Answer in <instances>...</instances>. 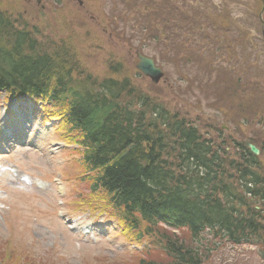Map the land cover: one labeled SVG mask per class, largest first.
<instances>
[{"label":"trees","instance_id":"trees-1","mask_svg":"<svg viewBox=\"0 0 264 264\" xmlns=\"http://www.w3.org/2000/svg\"><path fill=\"white\" fill-rule=\"evenodd\" d=\"M148 1H160L165 12L153 22L181 33L180 41L172 43L180 52L174 61L192 55L190 46L199 42L192 37L200 29L198 20H183L189 13L166 0ZM140 5L138 13L147 6ZM11 10L0 0V92L48 104L47 115L59 120V136L75 145L83 187L70 190L69 206L115 222L120 238L136 248L122 264H213L220 247L243 244L256 246L259 264H264V168L259 158L234 140V153H227L225 142L212 140L180 112L137 89L130 77H120V62H110V75L103 78L86 73L70 45L42 41L37 28L21 23ZM171 11L174 17L168 18ZM220 17L219 27L228 25L229 16ZM130 31L115 35L126 39ZM244 36L229 41L223 33L219 45L224 51L217 56L225 60L234 54Z\"/></svg>","mask_w":264,"mask_h":264},{"label":"rangeland","instance_id":"rangeland-1","mask_svg":"<svg viewBox=\"0 0 264 264\" xmlns=\"http://www.w3.org/2000/svg\"><path fill=\"white\" fill-rule=\"evenodd\" d=\"M1 1L4 6L12 7L15 17L20 15L16 18L21 23L36 27L42 41H52L55 46L70 45L75 51L76 63L86 73L103 78L110 75V62L122 63L120 77H130L137 89L158 98L170 111L180 112L212 140L225 142L227 153H234L231 140L249 141L257 148L264 146V43L261 39L264 0H188V4L164 1L188 12L183 20L193 16L199 22L200 29L194 32L198 38L192 35L199 42L190 46L192 55L188 52L189 56H184L179 63L174 61L173 55L180 52L172 48V43L180 41L177 37L180 31L174 26L162 29L160 23L153 22L155 16L165 13L158 7L160 1L151 5L148 0H82L81 9L69 0L57 3L44 0L37 6L36 0H31V4L27 0ZM140 4L147 6L138 13ZM127 13L133 17H125ZM172 14L168 12V18H173ZM220 15L226 20L229 16L228 25L219 27ZM126 30H131L125 35L126 39L115 35ZM204 32L212 35L215 42ZM223 33L229 41L246 36L243 43L236 46L234 54L225 60L217 56L218 52L223 54L220 50L224 44L219 45ZM128 43H132L131 48ZM134 49L154 59L164 72L157 84H152L135 69ZM231 65L235 68H230ZM10 106L13 104L0 96V125L5 111L11 113ZM33 114L30 118L26 112L27 127L19 129L25 130L24 144L15 145L7 154L0 155V264L2 259L6 260L3 264L127 262L136 248L122 240L116 230L102 226L110 231V240L104 232L92 231L91 236L77 237L70 231L72 223L85 226L91 222V217L99 215L92 214L88 218L84 212L80 219L72 223L68 220L78 211L69 206V192L83 184L78 182L79 172L73 164V155L61 150L63 142L59 141V135L50 124L40 123L38 115ZM57 146L58 150L52 149ZM258 158L264 168V151ZM58 193L64 196L61 198ZM85 237L93 240H84ZM255 248L220 247L213 264L239 260L259 264ZM6 254L18 259L10 261Z\"/></svg>","mask_w":264,"mask_h":264},{"label":"water","instance_id":"water-1","mask_svg":"<svg viewBox=\"0 0 264 264\" xmlns=\"http://www.w3.org/2000/svg\"><path fill=\"white\" fill-rule=\"evenodd\" d=\"M262 36L264 39V30L262 32ZM135 56L137 58L135 68L145 77H148L153 84H157L160 79L163 78L161 69L155 66L151 58L143 56L139 52H135ZM245 145L253 153V155L258 156L259 150L254 145L248 142H246Z\"/></svg>","mask_w":264,"mask_h":264},{"label":"flooded vegetation","instance_id":"flooded-vegetation-1","mask_svg":"<svg viewBox=\"0 0 264 264\" xmlns=\"http://www.w3.org/2000/svg\"><path fill=\"white\" fill-rule=\"evenodd\" d=\"M28 1V3H30L31 4V0H27ZM43 1L44 0H41V2L43 3ZM69 1H72V3L73 2H76V4L78 5V8H80L81 9V7H82V5H83V3L82 2H80V1H82V0H69ZM84 1V0H83ZM36 2V1H35ZM36 6H37V3H36ZM44 5L42 4V7H43ZM43 10V9H42Z\"/></svg>","mask_w":264,"mask_h":264}]
</instances>
